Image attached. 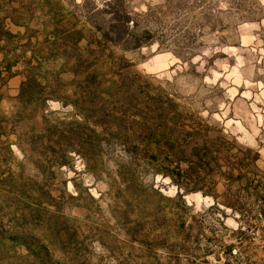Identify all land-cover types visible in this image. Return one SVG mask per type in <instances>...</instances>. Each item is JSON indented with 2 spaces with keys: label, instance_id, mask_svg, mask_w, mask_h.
<instances>
[{
  "label": "rangeland",
  "instance_id": "obj_1",
  "mask_svg": "<svg viewBox=\"0 0 264 264\" xmlns=\"http://www.w3.org/2000/svg\"><path fill=\"white\" fill-rule=\"evenodd\" d=\"M104 4L0 0V264H264V202L254 193L230 199L242 217L225 205L219 172L215 185L209 176L199 183L217 197L156 172L188 167L165 143L195 131L191 143L222 137L232 153L257 151L264 185V0H122L137 32H150L132 49L101 40ZM36 65V82L25 85ZM37 83L67 105L36 97ZM77 133L104 144L82 148ZM152 133L160 145L147 144ZM123 136L138 154L121 148ZM220 162V171L231 163ZM215 201L225 215L209 210Z\"/></svg>",
  "mask_w": 264,
  "mask_h": 264
},
{
  "label": "trees",
  "instance_id": "obj_2",
  "mask_svg": "<svg viewBox=\"0 0 264 264\" xmlns=\"http://www.w3.org/2000/svg\"><path fill=\"white\" fill-rule=\"evenodd\" d=\"M103 11L106 13L108 19L105 22L98 23L97 25V30L100 32L101 40L103 42L107 44L118 45L123 47L124 49H132L140 47L144 40L149 38V30L143 31V33L141 34L137 32L138 30L136 27V22L134 20V15L122 4V0H105ZM82 38L83 35H80V37H78V40H76V44ZM16 63L17 61L8 62L5 65V70L8 73H11L12 67L16 65ZM83 63L84 62L80 58L77 59V61L75 62V68H73V72L75 74H80L83 72L81 71ZM38 68L39 66L36 65L33 67V69H31L25 85L26 83L36 82ZM96 76V70H93L92 73H88V84L96 79ZM37 84L36 85L39 87V89L37 91L36 97H38L39 99L57 98V100H60L63 105H67V100L64 97L55 95L56 89L53 86L50 87V85L47 84L42 85V83ZM46 87H49L51 89L48 92V95L44 96L43 94L46 90ZM22 90H24V86ZM31 100H33V98H29L27 100L25 99L24 101L27 102ZM45 128H47L49 132H52L53 134L52 128L50 127V125H48V123H45ZM59 136L60 138L66 137L62 133L59 134ZM91 136L92 134H90V136L82 137L81 134L77 133L72 135V138H74V140H76V142L82 148H84V146L86 145L93 144V148L97 149L100 144H104V142H102L103 139L99 140V138L95 142V139L93 140ZM150 136L151 137H149L147 140L148 145L151 144V141L156 142L158 145L161 144V139L154 138V133H152ZM197 136V132L189 131L188 135H186V138L184 139V145L177 144L175 141L167 139L165 144L168 146L170 151L175 152V150L178 149L183 154L182 158H178L177 160L180 162L185 158L189 162V165L185 169L180 168L179 165L175 167V169H171L169 165H163L158 167L156 172L170 177L171 180L180 187L184 184V178L191 180L194 182V186L191 188V190L202 191L204 195H213L215 197H217V194L212 190V188H210L209 191H205L204 187L200 186L199 183L204 180L205 177L209 176V181H211L212 184L215 185L216 181H214L213 178L215 176V172H219L223 176V178H225L227 184L225 193L228 201H226L227 203H225V205L232 208L233 210L239 211L242 217H244L243 207H239L237 203L230 201L231 198L236 197V200L238 201L239 197L241 196V192L245 190L251 194L254 193L257 199L264 202V191L262 193L260 191V188L264 187V185L260 182V180L254 177L258 171L256 161L259 158V153L257 151H255L251 147H244L243 145H240L238 152L232 153L235 143L224 140L222 137H211L209 138V140L205 139L203 144H199L196 141L194 143L192 141L191 143L189 137L196 138ZM131 140L132 139H130V137L127 138V136H123V139L121 138V140L119 141V144L122 145L121 148L124 149L129 157L139 153V144ZM73 144L74 143H72V146ZM188 147L191 148V155L195 156V159H192L191 155L188 156L185 154ZM51 148L55 153L63 152V150H58L56 149V147L52 146ZM82 148L75 149V151L78 154H81V156H85ZM223 151L224 156L221 154V152ZM145 157L146 159H148L149 163L158 160V155L155 153H150L149 151H146ZM222 158H226V160L231 163L230 165H227L226 169L220 171L224 166H226L225 163L220 162ZM166 160L168 161L171 159L170 157H167ZM124 168L126 171L125 166ZM202 169L204 171V175H200ZM125 171L122 170L121 172L124 174ZM233 186H235V188ZM180 207L183 209L185 208L183 205H180ZM209 210H217L225 215V211L224 209H221L219 207L218 201H215V203L209 207ZM262 211H264V208H262ZM185 223V219H181L180 227L184 228ZM236 231L242 232L240 228L236 229ZM25 245L27 246V248L32 250V246L28 241H25Z\"/></svg>",
  "mask_w": 264,
  "mask_h": 264
}]
</instances>
